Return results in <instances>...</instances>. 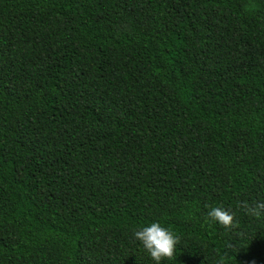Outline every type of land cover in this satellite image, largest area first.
<instances>
[{
	"label": "trees",
	"instance_id": "1",
	"mask_svg": "<svg viewBox=\"0 0 264 264\" xmlns=\"http://www.w3.org/2000/svg\"><path fill=\"white\" fill-rule=\"evenodd\" d=\"M0 264H264V0H0Z\"/></svg>",
	"mask_w": 264,
	"mask_h": 264
}]
</instances>
